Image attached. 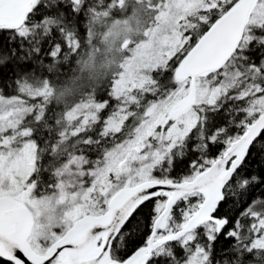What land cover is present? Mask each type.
<instances>
[{
    "label": "snow or ice",
    "instance_id": "1",
    "mask_svg": "<svg viewBox=\"0 0 264 264\" xmlns=\"http://www.w3.org/2000/svg\"><path fill=\"white\" fill-rule=\"evenodd\" d=\"M0 264H264V0H0Z\"/></svg>",
    "mask_w": 264,
    "mask_h": 264
}]
</instances>
